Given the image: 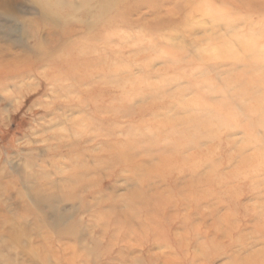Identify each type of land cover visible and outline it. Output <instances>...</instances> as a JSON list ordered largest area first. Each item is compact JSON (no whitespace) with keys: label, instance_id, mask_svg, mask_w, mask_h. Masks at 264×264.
<instances>
[{"label":"rangeland","instance_id":"374dc122","mask_svg":"<svg viewBox=\"0 0 264 264\" xmlns=\"http://www.w3.org/2000/svg\"><path fill=\"white\" fill-rule=\"evenodd\" d=\"M112 2V43L121 42L119 33L130 37L128 44L143 37L157 47H199L209 38L215 47L227 43L232 52L216 67L229 77L240 127L226 138L234 143L223 146L222 156L235 151L237 163L247 157L252 148L245 140L264 138V41L243 47L242 37L264 35V0H228L238 18L210 28H184L171 18L188 0ZM34 3L0 0V264H247L264 249V226L245 212L248 199L226 192L227 169L213 172L216 157L197 159L190 153L198 148L182 147L190 113L173 93L187 85L168 79L153 90L115 87L142 71L127 57L146 44L122 53L81 45L68 60L41 52ZM73 34L103 37L99 26L69 19L49 24L40 39L58 53ZM42 57L70 64L72 74H59L37 92L33 74ZM75 95L81 99L68 100ZM117 144L140 152L139 171L96 155ZM120 151L126 154L117 148L118 160ZM229 215L228 224L218 219Z\"/></svg>","mask_w":264,"mask_h":264},{"label":"clouds","instance_id":"9594fccd","mask_svg":"<svg viewBox=\"0 0 264 264\" xmlns=\"http://www.w3.org/2000/svg\"><path fill=\"white\" fill-rule=\"evenodd\" d=\"M117 6L112 0H35L34 12L40 25L37 33L38 47L41 52L54 56L57 59L68 60L81 45L113 49L123 52L125 47H136L137 44H146L147 50L135 57H127L134 61L139 74L125 76L122 82L115 87L121 90H153L164 85L165 80L174 79L187 86L176 88L173 98L177 99L190 113L188 129L190 134L185 137L182 145L184 148H198V152L190 153L197 159L206 157L211 160L218 159L213 172L226 168L225 182L228 187L226 192L231 194L236 201L248 199L244 210L248 214L258 215L261 225L264 226V138L253 137L245 140L244 146L251 147L252 152L238 163L232 157L235 151L228 152L227 157L222 156L223 146H231L234 141L226 139L235 129L240 127L238 114L232 108L228 96L230 95L227 83L229 77L222 75L216 67L223 58L218 50L213 47V40L207 39L199 47L176 46L157 47L150 39L139 37L135 43L128 44L130 37L126 33H119L123 37L120 43H112V38L117 35L113 30L114 13ZM236 6L228 0H188L183 5L182 11L170 13L171 18L184 28H210L221 22H231L238 18ZM69 19L76 20L80 25L92 23L93 27L99 26L103 32L100 40H90L87 36L73 34L66 43L61 42V51L58 53L49 49L45 41L40 39V32L44 31L51 23H60ZM83 31V28L80 29ZM247 42L256 45L264 41V35L242 37ZM264 50V44H261ZM157 61H167L166 66L155 67ZM120 69H117L119 71ZM71 75L70 64L52 65L48 59L42 57L38 70L33 74L40 82L37 92L46 91L50 83L58 79L59 74ZM179 74V75H177ZM160 76L163 79H152ZM79 95L68 97V100L79 101ZM102 116L101 119H107ZM143 123H156L153 120H144ZM84 136H98L95 132H83ZM78 136L77 139H82ZM119 139V138H118ZM125 140L132 139L124 137ZM239 139V138H237ZM204 142L205 148H199ZM123 149L126 154L117 159L116 149ZM96 155L103 160H111L114 164L125 166L134 171H139L138 165L141 154L134 149L128 150L127 145H109ZM115 170V169H113ZM94 177L87 176L70 187H64L63 192L75 191L81 184H86ZM107 178V177H105ZM141 186L143 182L141 181ZM138 193H131L135 197ZM142 195V193H139ZM255 196L256 199L251 197ZM232 215V214H230ZM230 215L219 217L223 224L229 223ZM215 223V222H214ZM247 264H264V249L249 258Z\"/></svg>","mask_w":264,"mask_h":264},{"label":"bare ground","instance_id":"6f19581e","mask_svg":"<svg viewBox=\"0 0 264 264\" xmlns=\"http://www.w3.org/2000/svg\"><path fill=\"white\" fill-rule=\"evenodd\" d=\"M242 40H243V47H247L248 45H249L248 47H250L252 45L251 43L247 42L246 40H244V39H242ZM213 47H215V46L213 45ZM215 48L218 50V52H219L220 55L225 56V57H229L230 56V53L232 52V50L230 49V47L227 45V43L225 41L219 43ZM260 109L263 110V104H260ZM262 120L263 121H261V123L263 122L262 124H264V117H263ZM120 144H121V142H120ZM123 145H125V144H123ZM119 154L120 155H124V151H120ZM44 201L45 200H42V202H44Z\"/></svg>","mask_w":264,"mask_h":264}]
</instances>
